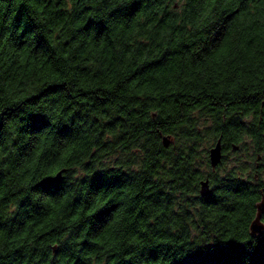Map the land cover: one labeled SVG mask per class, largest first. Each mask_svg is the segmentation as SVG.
Listing matches in <instances>:
<instances>
[{
	"label": "clouds",
	"instance_id": "1",
	"mask_svg": "<svg viewBox=\"0 0 264 264\" xmlns=\"http://www.w3.org/2000/svg\"><path fill=\"white\" fill-rule=\"evenodd\" d=\"M170 2L180 5L178 10L172 9L178 18L164 27L156 23L153 14L137 11L140 0H62L58 7L53 0L52 10L41 8L35 14V25L45 29L46 43L56 58L64 62L66 71L63 74L45 71L42 62H38L41 66L24 77L23 85L7 83L0 95V131L13 140L20 131L31 127L30 119L6 125L4 113L13 105L22 110L31 104L30 115L40 116L45 127L55 130L45 137L29 166L13 170L12 144H8V150L0 149V200L10 201L0 207L9 219L15 221L21 215L26 216L29 205L36 210L47 209L48 226L62 233L58 242H71L74 246L73 235L78 236L89 222L95 228L100 214L110 210L107 201L120 195L106 194L98 201L92 200L77 185L87 184L90 195L95 190L93 181L97 175L113 179L109 173L122 171V175L135 182L148 174V163L142 162L147 160L145 154L141 153L140 161L133 162L126 154L104 152L100 146L118 144L125 135L131 136L133 129L146 128L149 123L176 115L177 109L171 103L173 95L178 99L189 91L194 96L211 92L219 99L229 100L248 88L264 91V0H206L195 14L185 12L189 0ZM26 6V0H9V9ZM53 11L60 12L63 18H57ZM219 11L237 17L227 37L226 25L216 20ZM15 26L14 17L0 7V30ZM177 27L180 31H176ZM213 28L216 35L210 46L205 47L194 38L196 33ZM83 33L94 39H86ZM250 40H257L251 52L247 47ZM193 47L194 52L177 56L181 49ZM197 61L203 65V71L194 70ZM165 64L175 67L167 73L148 72ZM101 71L104 75L97 79ZM146 72V76L136 78ZM146 79L155 83L142 87ZM101 86L107 96L100 104L82 99L91 98ZM74 103L78 107L74 108ZM198 111L189 109L186 116L191 118ZM239 117L249 126L254 121L250 111L239 113ZM77 118H99L100 124L86 130L71 152L61 151L57 137L71 133ZM147 139L141 133L138 142ZM236 143L242 144L243 140ZM213 146L210 141L208 147ZM161 163L166 164V160ZM230 177L227 167L206 166L202 176L196 178V189L187 195L202 196L201 182L205 191L215 192L226 187ZM160 180L161 176L152 177V183ZM38 190L47 193L48 199L34 196ZM57 195L58 199H52ZM132 195L131 191L125 193V200H130ZM82 199L93 209L88 217L75 214V205ZM152 221L153 227L159 226L158 230H169L171 235L179 237L177 228L162 224L156 216H152ZM35 246L31 233L11 240L0 233V257L15 249ZM142 246L138 236L121 237L117 231L111 239L103 241L100 252L85 259L87 264H133L136 251ZM125 251L129 255L120 259Z\"/></svg>",
	"mask_w": 264,
	"mask_h": 264
},
{
	"label": "trees",
	"instance_id": "2",
	"mask_svg": "<svg viewBox=\"0 0 264 264\" xmlns=\"http://www.w3.org/2000/svg\"><path fill=\"white\" fill-rule=\"evenodd\" d=\"M61 2L55 0V6ZM204 3L206 0H189L185 12L195 14ZM26 4V7L9 9V0H0V7L8 10V15L16 22L14 28L0 30V95L7 83L23 85L24 77L41 66L38 62H42L45 71L61 74L66 71L64 62L56 58L46 43L48 34L45 29L37 27L33 20L41 8L52 10L53 0H26ZM179 8V4L170 0H140L137 11L153 14L157 18L156 23L164 27L178 18L172 9ZM52 14L63 18L60 12L53 11ZM216 20L226 25L227 37L236 25L237 17H229L226 12L219 11ZM176 31H180L179 27ZM82 35L86 39H94L88 33ZM215 35L216 29L213 28L196 33L194 38L208 47ZM256 44L257 40L247 42L250 52ZM189 51L194 52L195 47L183 48L177 56ZM174 67L171 64L158 65L148 72L167 73ZM194 70H204L200 61ZM103 75L101 71L97 79ZM146 75L147 72L141 73L136 78ZM154 83L146 79L142 87ZM106 96L101 86L91 94V98L84 96L82 99L100 104ZM171 103L177 109L176 115L155 124L149 123L146 128L133 129L132 135H125L118 144L106 148L100 146L104 152L126 154L133 162L140 161L141 153L145 154L147 160L142 162L148 163V174L145 179L135 182L122 175V171L109 173L113 179L97 175L93 181L95 190L90 195L87 184L77 185L92 200L98 201L106 194L109 197L120 195L107 201L110 210L100 214L95 228L89 222L78 236L73 235L74 246L71 242H58L62 233L48 226L47 209L36 210L29 205L27 215L13 221L0 207V233L9 240L31 233L36 244L31 249H15L8 256L0 257V264H87L85 258L100 252L103 241L111 239L117 231L121 237L136 235L143 244L136 251L133 264H264V226L259 232L250 230L256 205L262 198L264 200V91L248 88L229 100L219 99L211 92L194 96L189 91L178 99L173 95ZM73 107H78V104L74 103ZM31 109V104L22 110L13 105L4 113L6 125L18 120L30 119L31 122V127L20 131L14 140L5 131H0V149L8 150L11 143L15 150L11 160L13 170L29 166L45 137L55 132L45 127L40 116L30 115ZM189 109L200 111L189 118L186 116ZM249 111L254 117L251 126L239 117V113ZM226 119L229 122L226 123ZM99 124V118H77L71 133L57 137L60 141L58 147L61 151L71 152L78 138ZM141 133L148 137L143 143L138 142ZM163 136L169 138L167 145ZM245 136L252 139L244 140ZM217 137L220 138L221 159L213 168L227 167L231 177L226 187L208 191L198 198L191 197L187 193L196 189V178L202 176L206 166H211V147L208 144L210 141L215 144ZM237 140H243V143H236ZM162 160H166V164H162ZM154 176H161L159 183H152ZM47 187L51 190V186ZM130 191L134 195L125 200V193ZM33 195L48 199L47 193L39 190ZM58 198L57 195L52 199ZM9 202L0 200V205ZM112 204L116 207L112 208ZM81 213L85 217L93 213L83 199L75 205V214L79 216ZM152 216L164 225L177 228L179 237L171 235L169 230H158L159 226L153 227ZM260 217L264 223V210ZM128 255L125 251L120 259Z\"/></svg>",
	"mask_w": 264,
	"mask_h": 264
},
{
	"label": "water",
	"instance_id": "3",
	"mask_svg": "<svg viewBox=\"0 0 264 264\" xmlns=\"http://www.w3.org/2000/svg\"><path fill=\"white\" fill-rule=\"evenodd\" d=\"M163 142L165 145L168 144L169 138L167 136H163ZM221 159V144H220V138L217 139L214 146L209 149V161L212 167H214L219 160ZM200 190L202 191L203 195H205L208 191L204 190V184L203 182L200 183ZM257 210L254 218L250 222V230L251 232H259L263 226L264 223L261 221V213L264 210V200L263 198L257 203L256 205Z\"/></svg>",
	"mask_w": 264,
	"mask_h": 264
},
{
	"label": "rangeland",
	"instance_id": "4",
	"mask_svg": "<svg viewBox=\"0 0 264 264\" xmlns=\"http://www.w3.org/2000/svg\"><path fill=\"white\" fill-rule=\"evenodd\" d=\"M232 154H230L229 156H231Z\"/></svg>",
	"mask_w": 264,
	"mask_h": 264
}]
</instances>
